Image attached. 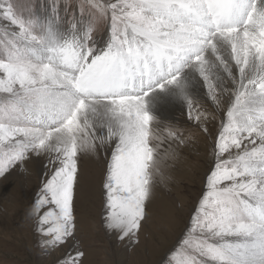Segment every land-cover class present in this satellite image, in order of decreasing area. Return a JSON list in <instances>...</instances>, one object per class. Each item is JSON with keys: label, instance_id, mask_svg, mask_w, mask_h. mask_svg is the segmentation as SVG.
Masks as SVG:
<instances>
[{"label": "snow or ice", "instance_id": "1", "mask_svg": "<svg viewBox=\"0 0 264 264\" xmlns=\"http://www.w3.org/2000/svg\"><path fill=\"white\" fill-rule=\"evenodd\" d=\"M90 2L101 18L110 14L104 49L93 47L91 25L64 29L55 0L45 16L0 0V19L16 29L0 35V175L30 149L57 153L61 167L33 214L55 205L46 234L58 247L75 228L78 151L116 139L104 183L108 227L132 234L149 196L155 105L163 94L191 107L195 75L213 92L223 90L222 70L238 83L179 264H264V0Z\"/></svg>", "mask_w": 264, "mask_h": 264}, {"label": "rangeland", "instance_id": "2", "mask_svg": "<svg viewBox=\"0 0 264 264\" xmlns=\"http://www.w3.org/2000/svg\"><path fill=\"white\" fill-rule=\"evenodd\" d=\"M13 2L26 16L50 15L53 4V0ZM55 4L64 29L77 24L78 29L84 30L91 25L93 47H106L111 35L110 14L101 18L90 0H55ZM5 29L16 31L8 20L0 19V35ZM218 90L221 95L212 94H218L220 100L213 99L210 91L191 94L193 103L202 102L190 111L185 107L169 110L166 101L153 110L149 136L153 164L149 169L144 219L138 231L123 238L119 229L108 227L111 210L104 188L117 140L106 145L96 141V147L78 151L73 189L75 228L58 247L49 243L52 237L46 234L47 228L56 224L58 209L46 204L38 215L33 210L44 184L61 167L60 160L55 152L30 149L23 161L0 175V264H71L72 259L77 264H179L184 241L190 238L194 227L193 217L207 191V178L216 164L215 145L221 124L227 119L231 91L224 87ZM236 151L232 149L231 154L235 156ZM222 158L227 159L228 154ZM48 212L54 216L48 224L41 225L39 217ZM203 259L205 264H211L207 258Z\"/></svg>", "mask_w": 264, "mask_h": 264}, {"label": "bare ground", "instance_id": "3", "mask_svg": "<svg viewBox=\"0 0 264 264\" xmlns=\"http://www.w3.org/2000/svg\"><path fill=\"white\" fill-rule=\"evenodd\" d=\"M69 1V0H68ZM71 2V1H70ZM27 5V4H26ZM233 72H234V74H236L237 75V77H238V74L237 73H235V68L233 67ZM220 75L223 77V87L225 88V89H227V90H229V91H231L230 93L232 94V92L234 91V87H233V85L234 84H237L238 83V78L237 79H233V78H231V77H228L227 76V74L226 73H224L222 70H221V72H220ZM218 89H220V87H217V88H215L214 90H213V92H217V93H219V90ZM222 89V88H221ZM201 92H206V93H209V89H208V86H207V84L204 82V80H203V78L202 77H200L199 76V74H196L195 75V77H194V79H193V81H192V83H191V85H190V87H189V94L191 95V94H194V93H201ZM213 92H211L210 93V96L212 97L213 96ZM225 92V91H224ZM223 92V93H224ZM220 94V93H219ZM221 95V94H220ZM204 96V95H203ZM209 98V97H208ZM213 98V97H212ZM202 99V98H201ZM215 99L216 100H220V98H219V95L218 94H215ZM211 100V99H210ZM165 101L167 102V104H168V108H169V110H173V109H182V108H184L185 107V109H187L186 111H190V110H192L194 107H195V105L197 104V103H199V102H202V101H197V102H195V103H193L192 102V105H191V107H189L188 106V104L187 103H185V102H183L182 100H179V99H172V98H167V97H165V96H163V94H162V96H161V99H160V101H158L157 102V104L155 105V107H160V105H164L165 104ZM159 107H158V109H159ZM165 107V106H164ZM155 109V108H154ZM165 111V110H164ZM182 111V110H181ZM164 113V112H163ZM179 114H181V113H179ZM114 140H116V139H114ZM118 142V141H117ZM91 148V147H90ZM89 149V148H88ZM87 150H85V152H86ZM93 151H94V149H93ZM93 153V152H92ZM90 154H91V152H90ZM192 173V172H191ZM194 174V173H193ZM195 175V174H194ZM192 176V174H190V177ZM188 177V176H187ZM188 181H189V179H188ZM192 181V180H191ZM91 187H93V186H91ZM94 191V190H93ZM92 191V192H93ZM90 193V192H89ZM94 194V193H93ZM91 198V197H90ZM91 202V201H90ZM163 208H165V207H163ZM159 211H161L160 209H159ZM167 212V211H166ZM161 213V212H160ZM164 214H166L165 212H164ZM163 217V216H162ZM165 218V217H164ZM166 219H167V217H166ZM168 220V219H167Z\"/></svg>", "mask_w": 264, "mask_h": 264}]
</instances>
